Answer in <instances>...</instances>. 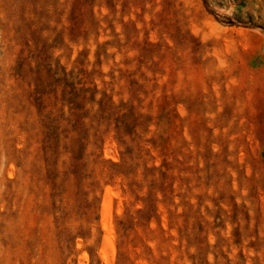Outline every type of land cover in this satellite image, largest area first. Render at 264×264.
I'll return each mask as SVG.
<instances>
[{
  "label": "rangeland",
  "instance_id": "374dc122",
  "mask_svg": "<svg viewBox=\"0 0 264 264\" xmlns=\"http://www.w3.org/2000/svg\"><path fill=\"white\" fill-rule=\"evenodd\" d=\"M0 264H264V0H0Z\"/></svg>",
  "mask_w": 264,
  "mask_h": 264
},
{
  "label": "trees",
  "instance_id": "16d2710c",
  "mask_svg": "<svg viewBox=\"0 0 264 264\" xmlns=\"http://www.w3.org/2000/svg\"><path fill=\"white\" fill-rule=\"evenodd\" d=\"M91 0H81L83 4L90 2ZM54 72L52 75H48L51 78L49 83H41L39 77L36 76L35 92L37 94L36 100L38 101L39 111L48 109L46 113V120L49 129L56 131L59 129L60 122L64 121L69 124L71 132L78 135L84 126V119H86L88 112L84 110V106L88 103L93 104L94 90L84 87L75 88L72 84H69L67 80L68 73H63L60 77L55 78ZM60 87L59 92L57 88ZM97 106L96 115L92 119L98 118L100 121L108 119L113 110H121L123 113L120 115V121L123 130H126L134 122L135 117L132 113V108L125 104L119 106H113L112 102L101 95L100 99L95 103ZM59 105V106H58ZM67 107V114L64 116L62 107ZM119 108V109H118ZM118 129V128H116ZM72 159L76 160L78 155L72 152Z\"/></svg>",
  "mask_w": 264,
  "mask_h": 264
}]
</instances>
